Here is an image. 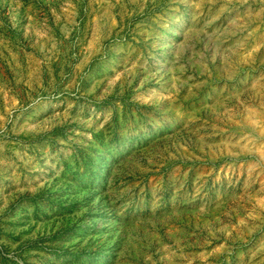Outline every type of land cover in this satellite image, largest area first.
<instances>
[{
	"label": "rangeland",
	"instance_id": "rangeland-1",
	"mask_svg": "<svg viewBox=\"0 0 264 264\" xmlns=\"http://www.w3.org/2000/svg\"><path fill=\"white\" fill-rule=\"evenodd\" d=\"M0 264H264V0H0Z\"/></svg>",
	"mask_w": 264,
	"mask_h": 264
}]
</instances>
